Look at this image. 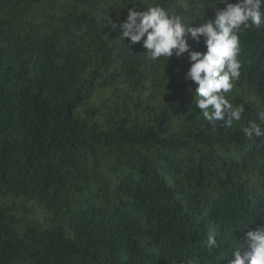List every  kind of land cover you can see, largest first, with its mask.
I'll return each instance as SVG.
<instances>
[{"label": "trees", "instance_id": "1", "mask_svg": "<svg viewBox=\"0 0 264 264\" xmlns=\"http://www.w3.org/2000/svg\"><path fill=\"white\" fill-rule=\"evenodd\" d=\"M215 2L0 0V264H228L264 226V138L242 132L264 110V27L239 35L242 120L213 127L187 53L154 61L104 21L159 4L198 26Z\"/></svg>", "mask_w": 264, "mask_h": 264}, {"label": "clouds", "instance_id": "2", "mask_svg": "<svg viewBox=\"0 0 264 264\" xmlns=\"http://www.w3.org/2000/svg\"><path fill=\"white\" fill-rule=\"evenodd\" d=\"M132 5L126 20L120 22L108 15L104 18L105 25L110 30L121 29L122 38H129L130 44L142 41L154 61L164 58L167 62L173 55L180 58L187 53L190 66L185 78L195 84L188 90L194 93L196 108L201 110L204 120L213 127L216 121H223L224 127L240 122L245 106L233 105L226 94L240 77V33L249 27H264V0H216L212 6L215 18L204 17L198 26L159 4L147 5L143 11L136 9V3ZM189 40L197 43L202 40L206 50H194ZM242 132L249 139L264 138V110L258 112V121L249 120L242 126ZM244 244L247 251H242ZM206 247L208 250L219 247L215 236L207 238ZM230 253L233 259L228 264H264V226L237 238ZM228 254H222V259ZM179 264H201V261L188 259Z\"/></svg>", "mask_w": 264, "mask_h": 264}]
</instances>
